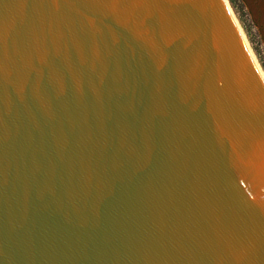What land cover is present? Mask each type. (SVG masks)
<instances>
[{
  "label": "water",
  "instance_id": "water-1",
  "mask_svg": "<svg viewBox=\"0 0 264 264\" xmlns=\"http://www.w3.org/2000/svg\"><path fill=\"white\" fill-rule=\"evenodd\" d=\"M0 264H264V82L222 0H0Z\"/></svg>",
  "mask_w": 264,
  "mask_h": 264
},
{
  "label": "rangeland",
  "instance_id": "rangeland-1",
  "mask_svg": "<svg viewBox=\"0 0 264 264\" xmlns=\"http://www.w3.org/2000/svg\"><path fill=\"white\" fill-rule=\"evenodd\" d=\"M227 2L264 75V0H227Z\"/></svg>",
  "mask_w": 264,
  "mask_h": 264
},
{
  "label": "bare ground",
  "instance_id": "bare-ground-1",
  "mask_svg": "<svg viewBox=\"0 0 264 264\" xmlns=\"http://www.w3.org/2000/svg\"><path fill=\"white\" fill-rule=\"evenodd\" d=\"M222 1H223V3H224V5H225V7H226V9H227V11H228V13L230 14V16H231V18H232V20H233V22H234V24H235V26H236L238 32L240 33V36H241V38H242V40H243V42H244V44H245V46H246V49H247V51H248V54H249V56H250V58H251V60H252V62H253V64H254V66L256 67V70H257V72H258L260 78H261L262 81L264 82V75H263V73H262V71H261L259 65L257 64V62H256V60H255V58H254V56H253V54H252V52H251L249 46H248V43H247V41H246V39H245V36H244V34H243V32H242V30H241V28H240V26H239V24H238V22H237V20H236L234 14L232 13V11H231V9H230V7H229V5H228L227 0H222ZM260 4H261V3H260ZM260 6H261V5H260ZM262 6H263V3H262ZM260 9H261V8H260ZM262 13H263V12H261V14H262ZM262 16H263V15H262ZM263 18H264V16H263Z\"/></svg>",
  "mask_w": 264,
  "mask_h": 264
}]
</instances>
